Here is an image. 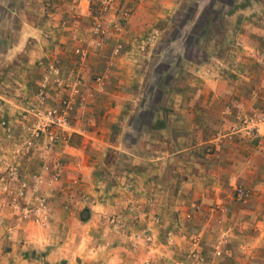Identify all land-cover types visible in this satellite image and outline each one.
Returning a JSON list of instances; mask_svg holds the SVG:
<instances>
[{
	"label": "crops",
	"instance_id": "0c3cea01",
	"mask_svg": "<svg viewBox=\"0 0 264 264\" xmlns=\"http://www.w3.org/2000/svg\"><path fill=\"white\" fill-rule=\"evenodd\" d=\"M46 1L0 0V121L10 123L13 136L22 135L20 111L36 102L47 77L49 104L75 102L73 132L53 152L20 157L30 182L54 158L64 168L47 196L52 218L46 229L18 223L0 196V264H264V134L253 144L238 135L242 130L220 132V156L207 149L217 141L215 129L236 124L256 104L252 91L260 92L258 104L264 105V0H245L224 17L234 23L224 41L233 45L238 77H214L206 58L188 60L184 91L167 97L166 122L154 120L143 130L134 124L146 113L144 98L137 108L135 86L163 32L158 26L179 1H142L122 21L123 31L89 49L83 63L72 52L78 39H86L90 0L58 2L51 15L34 16ZM52 39L58 43L49 44ZM117 42L125 50L111 63ZM216 60L222 65L225 58ZM98 75L105 77L103 89ZM161 113L153 111L152 119ZM15 143L0 128V171ZM110 151L121 159L108 160ZM237 187L247 191L243 202L234 198ZM214 203H220V216L211 212ZM194 224L201 231L199 252L218 246L203 249L198 260L188 256ZM218 229L228 237L212 233Z\"/></svg>",
	"mask_w": 264,
	"mask_h": 264
},
{
	"label": "rangeland",
	"instance_id": "374dc122",
	"mask_svg": "<svg viewBox=\"0 0 264 264\" xmlns=\"http://www.w3.org/2000/svg\"><path fill=\"white\" fill-rule=\"evenodd\" d=\"M57 1L63 2L66 0ZM142 1L144 0H114L112 5H108L105 4L103 0H90L91 15L89 20L87 21L88 29L86 32V38L90 37L89 30L94 18H99L105 23H113L115 21L112 20V15H115L114 18H122L128 15L129 18L135 11L137 5ZM178 1L179 4L174 13L170 17H168V20L166 22H162L158 26L159 28H162L163 32L159 34L160 39L154 48V52L148 53L149 55L146 56V61L145 64H143L144 67L141 71L139 82L135 86L136 93L140 98V101L137 103V108L140 106L139 103L144 98L143 106H141V108L146 111L145 114L137 118L134 122L135 126L139 130H143L148 126H151L154 120L156 121V125L163 124V121L166 122L167 117L164 116L165 114L163 113V111L168 110L169 101L167 97L168 95L170 96L171 94L181 93L182 91H184V85L187 83L188 77L190 75L187 73L188 68L186 66L188 60L197 63L206 58V60H208V63H210V67L212 66V69L215 70L213 71L216 75L214 77H226L230 79L238 77L237 73L235 72V65H233L232 62L233 45L231 43L228 44L225 42L227 40L226 37L230 33L229 31H231L234 27V23L230 22L224 17L228 14H231L234 8L236 9L238 7L239 3L241 4V6L245 4V0ZM50 4L51 0H47L46 2H44V7H42L41 9L39 8L38 10V8L36 7L37 9H34L33 12L34 16H37L40 11H42V13L45 15H50ZM51 19L52 18H50V20ZM51 22L54 21L52 20ZM53 27L54 26H51L52 29L49 30L50 32L55 29ZM225 38L226 40L224 41ZM52 42L56 44L58 43L56 39H52L51 41H49V44H51ZM79 43V45H82L84 42ZM121 43L123 45L124 51L125 45L123 44V42ZM74 49L73 52H71L75 55V57H77L78 61H80L78 56L75 54ZM220 56L225 58V61L222 65L216 60V58H220ZM258 56L259 54L256 53L255 57ZM259 94L260 92H258V90H254L250 93V100L252 102L256 100V104H254L248 111L244 113L242 112V114L239 115L236 124L228 126L225 130H221L219 127L213 131L217 141L213 144H210V146L207 148L210 155L216 157L220 156V153L222 151V148L220 149V132H222V135H227L228 132H230V135L232 134V132L235 135L236 131L242 130L238 135H243L242 133H245V136L243 137L247 139L249 136V141H251L250 143L259 144L258 142L262 139L261 137L264 134V129L260 134L253 135L252 133H247L243 126L244 119L252 115L254 113V109H256L259 114L264 115V105L258 104ZM229 106L231 107V104ZM157 110L162 111V113L156 115V117L152 119L153 111ZM23 111H20V117ZM119 132L120 126L117 125L113 129V133L116 136ZM114 135L112 137L113 139H115ZM233 136H227L228 141L232 140V138L230 137ZM6 137L9 140L12 139L11 137H8V135H6ZM17 137V135L13 136V139ZM245 138L241 139L243 140ZM216 145L219 146L218 149ZM14 148L15 147L10 148V156H6L2 159V162H4V169L0 171V175L2 176L6 174L9 161H14L13 159L16 158L14 157ZM258 152L262 154V151ZM120 156L121 155H115L110 151L107 159H114L116 161V158L119 160L121 159ZM117 165L119 169H124L126 167V164L122 162H117ZM100 174L103 176L104 171H100ZM232 193L234 194V198L236 201L243 202V200H238L234 188ZM211 212L214 214V216L216 214L220 216V203H214ZM195 228H197V224H194V231L193 229L191 231L194 234V237L190 238L191 244H193L191 245L190 251L188 252V256H191L193 260H198L201 258L200 255L204 254L205 250L208 252L209 250L215 251L218 249V246H214V248L206 246L203 248L204 251L202 248H200V252L202 251L200 253L198 251V246L200 244L199 234L201 231H196ZM212 233H216L218 235V238L221 237V239L228 237L227 233H221L219 229L216 232ZM175 234L176 233H171L168 236V240L170 237L174 239ZM214 237L217 238L215 235ZM227 250V253L231 252ZM227 257L232 258V255L228 254Z\"/></svg>",
	"mask_w": 264,
	"mask_h": 264
},
{
	"label": "built area",
	"instance_id": "2783aa9c",
	"mask_svg": "<svg viewBox=\"0 0 264 264\" xmlns=\"http://www.w3.org/2000/svg\"><path fill=\"white\" fill-rule=\"evenodd\" d=\"M66 1L73 6L79 3V0ZM103 2L112 5L114 0H103ZM57 3V0H51L50 15L57 7ZM127 19L128 15L113 23H105L99 18H94L89 30L90 37L86 38L82 45L79 43L74 49L80 62L83 63L87 60L89 49H100L107 44L110 38L119 35L124 28L122 21ZM78 40L83 42V39ZM122 53L123 45L118 42L113 49L111 63ZM54 73H58V71L55 70ZM95 81L101 89L105 87L104 76H96ZM48 87L49 79L46 77L37 92L36 102L23 111L21 115L22 135L13 139L14 130L10 123L6 120L0 122V128L8 137L16 141L14 146V157L16 158L13 159L14 161H9L6 174L0 178L2 208H10L18 223L30 222L42 229H46L51 222L52 213L48 207L47 196L62 176L63 162L60 158L45 162L41 171L34 175L30 182L25 177L19 160L25 155L48 154L66 142L73 132L72 110L75 106L72 98L61 99L59 105L49 104L46 98ZM243 126L247 133L260 134L264 129V115L254 109V113L244 119ZM45 180L48 184L47 191L42 190ZM235 191L238 200L242 201L248 197L246 190L242 187H237ZM168 242L172 243L173 238L170 237Z\"/></svg>",
	"mask_w": 264,
	"mask_h": 264
}]
</instances>
